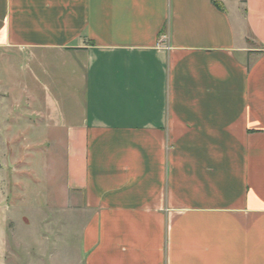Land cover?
Listing matches in <instances>:
<instances>
[{
	"label": "crops",
	"instance_id": "crops-1",
	"mask_svg": "<svg viewBox=\"0 0 264 264\" xmlns=\"http://www.w3.org/2000/svg\"><path fill=\"white\" fill-rule=\"evenodd\" d=\"M11 100L65 137L85 264H264V0H0Z\"/></svg>",
	"mask_w": 264,
	"mask_h": 264
},
{
	"label": "rangeland",
	"instance_id": "rangeland-1",
	"mask_svg": "<svg viewBox=\"0 0 264 264\" xmlns=\"http://www.w3.org/2000/svg\"><path fill=\"white\" fill-rule=\"evenodd\" d=\"M14 106L0 105V123L16 120ZM52 132H0V264H85L86 217L67 199L65 137Z\"/></svg>",
	"mask_w": 264,
	"mask_h": 264
}]
</instances>
